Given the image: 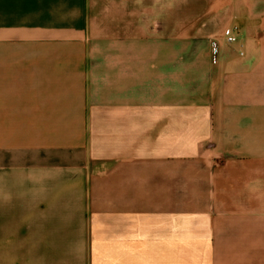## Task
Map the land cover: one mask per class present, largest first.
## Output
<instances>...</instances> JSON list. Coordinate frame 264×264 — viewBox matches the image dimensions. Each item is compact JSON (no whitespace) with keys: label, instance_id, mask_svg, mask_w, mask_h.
<instances>
[{"label":"crops","instance_id":"obj_1","mask_svg":"<svg viewBox=\"0 0 264 264\" xmlns=\"http://www.w3.org/2000/svg\"><path fill=\"white\" fill-rule=\"evenodd\" d=\"M0 264H264V0H0Z\"/></svg>","mask_w":264,"mask_h":264},{"label":"built area","instance_id":"obj_2","mask_svg":"<svg viewBox=\"0 0 264 264\" xmlns=\"http://www.w3.org/2000/svg\"><path fill=\"white\" fill-rule=\"evenodd\" d=\"M228 41H235V37H229ZM217 46L216 43H213V62H216Z\"/></svg>","mask_w":264,"mask_h":264}]
</instances>
